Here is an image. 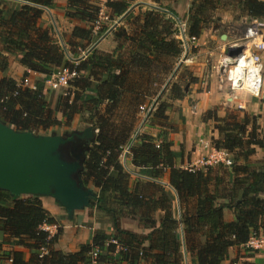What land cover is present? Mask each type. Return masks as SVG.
<instances>
[{"label":"trees","instance_id":"16d2710c","mask_svg":"<svg viewBox=\"0 0 264 264\" xmlns=\"http://www.w3.org/2000/svg\"><path fill=\"white\" fill-rule=\"evenodd\" d=\"M135 1L106 0L110 17L121 24L111 31L114 49L105 51L92 46L107 29L93 32L97 2L67 0L65 16L84 26L72 27L66 51L52 27L40 22L43 8L54 6L53 0H0L2 50L40 75L27 85L10 76L0 79V121L19 131L43 134L61 123L56 116L60 113L67 124L79 115L91 126L93 139L82 149L80 176L85 186L97 189L88 207L113 227L110 232L96 229L90 242L75 252H63L55 247L60 230L51 235L42 229L44 224L57 225L58 218L42 205L40 196H14L0 189V261L92 264L91 251L98 248L96 264H184L187 253L193 264H221L230 247L243 246L250 236L264 232V155L251 160L256 148L264 151V122L260 125L258 116L235 112L218 117L208 110L204 118L216 121L218 132L213 145L233 153L236 162L224 176L214 174L211 167L177 165L180 152L168 139L174 128L172 101H159L146 120L141 111L157 97L185 48L171 8L162 6V0H149L157 6L137 5L136 11H129ZM218 6L264 18V0H195L185 22L186 34L197 38ZM77 47L88 51L71 61L68 55L76 54ZM8 63V56L0 52L3 71ZM64 66L76 75L68 81L69 93L60 95L51 107L45 81ZM186 76L185 83L196 79ZM166 91L170 100L185 95L183 84L176 82ZM149 123L161 127L155 135L140 130ZM125 149L137 177L122 163ZM123 217L150 231L122 228ZM110 239L125 250L116 251Z\"/></svg>","mask_w":264,"mask_h":264},{"label":"crops","instance_id":"0c3cea01","mask_svg":"<svg viewBox=\"0 0 264 264\" xmlns=\"http://www.w3.org/2000/svg\"><path fill=\"white\" fill-rule=\"evenodd\" d=\"M93 1L95 3L97 2L100 6H103L106 0ZM193 1L195 0H165L164 6H168L176 13L177 20L186 22ZM53 4L54 6L44 9L40 22L44 26H52L55 33L54 36L59 39L60 43L64 46V49L69 51L71 46L67 45L65 41L68 40L72 27L74 25L84 26V24L78 20L69 19L65 16L67 0H53ZM137 5H143V9L149 7V5L153 6V4L145 0H137L131 4L129 11L136 9ZM252 20L253 18L241 15L238 12H231L227 6H225V8L224 6H218L213 12L212 21L205 25L201 34L197 37L195 47L192 49L190 44V47L187 50L185 49L181 55L180 61L182 60V57L185 58L182 63L189 70V73L191 72V78L196 79L192 82H186L187 90L184 89L185 95L181 99L174 100V102L172 101L173 105L177 107V110L175 112L171 111L170 113L174 128L170 129L168 139L173 142L171 148L180 152V156L177 159V165L181 167L191 165L197 168L202 167L199 164H196L199 157L202 154H205V149L201 147V143L205 140L207 141V144L213 145L211 142L213 137H209V141L204 137V114L215 105H219V101L224 95V93L219 90L218 85L215 86L214 81H209L207 78H215L214 74L217 72L219 61L225 54L227 47L232 46L235 43H240L246 25ZM262 20H264V18H262ZM117 22L118 24L120 23L119 20ZM238 26L241 27L240 33H237L236 31V27ZM222 35L225 36L222 38ZM82 43L84 42H80V44ZM96 46L99 49L111 51L115 47V42L111 39V34L108 33ZM76 49L81 52L80 47H77ZM0 50L2 54L8 56L9 60L6 70L3 71L0 67V79L3 76H10L18 83L24 80L32 81L39 79L40 75L38 73L26 70L18 63V59L15 55L7 54L2 50L1 42ZM72 58L75 57L72 55ZM261 93L263 94L260 97V101L255 98V101L253 102H245L244 107L248 105L249 111L260 114L262 125L264 122V83ZM226 100L231 101V97L227 96ZM231 102L237 103L234 98H232ZM220 108L219 111L221 112L222 107ZM223 115L224 113L220 116ZM180 117H182L183 120H180ZM260 152V157H262L264 151L260 149ZM121 160L128 171L134 177H137V168L133 166L131 162L130 153L126 152L125 155L123 154ZM217 165L218 166L212 165L207 167L215 168V171H218L219 167L225 168V165ZM229 170V167H227V171ZM40 200L42 205L53 216L58 218V224L50 225L48 232L52 235L60 230L55 247L63 252H75L81 244L90 242L93 232L96 229H105L107 232H110L113 228L112 223L107 219L102 221L99 220L96 216L95 210L89 207L75 211L70 218L65 210L61 208L53 198L40 196ZM227 212L231 216V212ZM120 223L122 228L137 233L147 234L150 231L147 228H143L134 219L128 217H123L120 220ZM9 247L10 245L8 244L4 245V248L8 249ZM14 248L24 250L22 247L15 246ZM0 264H10V262L7 259H3L0 261ZM117 264L126 263L119 262ZM140 264H150V262L143 261L140 262ZM184 264H193L190 253L185 254ZM221 264H264V251L249 250L244 246L230 247L227 256L223 259Z\"/></svg>","mask_w":264,"mask_h":264},{"label":"water","instance_id":"95a60500","mask_svg":"<svg viewBox=\"0 0 264 264\" xmlns=\"http://www.w3.org/2000/svg\"><path fill=\"white\" fill-rule=\"evenodd\" d=\"M243 49L242 44L232 45L225 54L234 57ZM184 59L182 57L181 62ZM74 136L78 141L92 138V127L86 126L70 135L35 134L16 130L0 121V189L14 196L51 197L70 218L75 211L88 207L97 191L83 184L80 176L83 150L76 154L69 145Z\"/></svg>","mask_w":264,"mask_h":264},{"label":"built area","instance_id":"2783aa9c","mask_svg":"<svg viewBox=\"0 0 264 264\" xmlns=\"http://www.w3.org/2000/svg\"><path fill=\"white\" fill-rule=\"evenodd\" d=\"M106 3V1H105ZM105 3L103 6L99 5V12L93 24V32L98 31L101 27L105 26L107 29L116 26L118 24L117 19H112L109 14V10L105 7ZM47 9V8H43ZM177 37L182 41V44L185 49L190 47H195V42L197 40L194 36H188L185 32V22H181L177 20ZM264 20L262 19H253L249 24L246 25L243 36L240 39V43H235L233 45L242 44L244 49L242 52L234 57H229L224 54L220 61L218 69L222 73L221 78L223 81H226V84L230 85L232 89H246V91L258 95L260 90L262 89V69H263V59H264ZM86 54V53H85ZM82 55L81 57L85 56ZM242 63L246 67V73L244 78H249L251 81L244 83L240 86L233 87V84L230 83V78L232 74L233 68ZM76 75V71L74 69H70L68 66H64L58 69L54 74H52L46 81L45 85L50 89H61L67 87L68 81ZM238 74H234L232 76H237ZM235 78H240L237 76ZM20 85H27L28 81L24 80L19 83ZM33 87V86H32ZM239 107H242L239 104ZM205 149V154H202L197 160L196 164H199L202 167L222 164L225 166L232 165V159L230 156V152L223 148H216L213 146H207ZM127 152V149L124 150L123 154ZM185 168H197L193 165L187 166ZM50 225L44 224L42 229L48 231ZM109 242L114 243L116 247V251L125 250V247L121 246L116 239H110ZM246 249L256 250V251H264V232L254 234L249 237L246 243L243 245ZM98 248H94L91 251V261L92 264L98 263L96 258L98 256Z\"/></svg>","mask_w":264,"mask_h":264},{"label":"rangeland","instance_id":"374dc122","mask_svg":"<svg viewBox=\"0 0 264 264\" xmlns=\"http://www.w3.org/2000/svg\"><path fill=\"white\" fill-rule=\"evenodd\" d=\"M145 1H147V2H150L151 4H153V6H157L156 5V3H153V2H151V1H149V0H145ZM164 2H165V0H162V2H161V5L162 6H164ZM149 6H152V5H149ZM224 8H225V6H224ZM227 8H229L228 6H227ZM230 9V8H229ZM137 9H135V11H136ZM44 11V10H43ZM238 12V11H237ZM49 20V19H48ZM49 22V21H48ZM50 24V23H49ZM119 24H121V22L119 23ZM51 25V24H50ZM52 27V26H51ZM115 27L114 26H112V27H110V28H108V29H106L105 30V32L100 36V38L101 39H103L104 38V36L106 35V34H108V33H110L111 34V39L113 40V34H112V30L114 29ZM52 29H53V27H52ZM240 30H241V27L240 26H238V27H236V31H237V33H240ZM53 31H54V29H53ZM99 38V39H100ZM98 39V40H99ZM97 40V41H98ZM96 41V42H97ZM95 42V43H96ZM99 42H100V40H99ZM98 42V43H99ZM94 43V44H95ZM98 43H96V45L98 44ZM96 45H92V46H96ZM81 49V52L79 51V50H77V52H76V54H73V53H70V55H68V57L70 58V60L71 61H76L77 59H79L80 58V56L81 55H84L85 53H86V51L87 50H82L83 48L81 47L80 48ZM87 49H90V48H87ZM76 51V50H75ZM80 53H81V55H80ZM74 56L75 58H72L71 56ZM77 55H80V56H77ZM76 59V60H75ZM180 59H181V57H180ZM180 59H179V61L177 62V64H176V67H177V70H175V68H174V70H175V73H174V75L172 76V74L169 76V78L167 79V81H166V83L161 87V89H160V91H159V93H158V95H157V97L156 98H153V99H151V100H148L147 101V104H146V106H144L145 107V109L144 110H142L141 112V114H142V116L144 117V119L146 120V114H147V112H150V111H152L155 107H156V105L159 103V101H165V102H171V101H173L174 102V100H170V99H168V96H169V93L166 91V87L170 84V83H172V82H176V83H178V84H180L181 86H182V84H183V90L185 89V87H186V83L184 82V80H186L187 79V76L186 75H188V79L189 80H191L192 78L190 77V74H191V72L189 73V70L186 68V66H184V64L180 61ZM181 62V63H180ZM263 62H264V59H263ZM178 64H180V65H178ZM174 70H173V72H174ZM215 76V78H207V79H209V81H214V83H215V86L216 85H218V87H219V90H221L222 91V93H224V95H223V97L220 99V101H219V105H215L214 107H212V109H210V112L211 113H215L216 114V116H218V117H223V116H225L227 113H230V112H236L237 114H240V116H242L243 114H249V115H251V116H258L257 117V121L259 122V124L261 125V122H262V119H261V115L260 114H258V113H253V112H251V111H249V107H248V105L246 106V107H244V103L245 102H247V101H255V98H256V100H258V101H260L261 99H260V97L262 96V94L263 93H261L262 92V89L260 90V92H259V94L258 95H254V94H252V93H250V92H248V91H246V89H239V88H237V89H232L231 87H230V85H228V84H226V81L224 82L223 81V78H221V75H222V73L220 72V70L219 69H217V72L214 74ZM186 76V78H184ZM170 80V81H169ZM31 80H28V82H30ZM32 81H36V80H32ZM31 81V82H32ZM263 83H264V63H263V69H262V85H263ZM214 86V87H215ZM46 87L48 88V92H49V95H48V101H49V103H50V106L51 107H54L55 106V103H56V101H57V99H58V97L60 96V95H65V94H67V93H69L68 92V85H67V87H63V88H61V89H50L48 86H47V84H46ZM227 96H229V97H231V101H232V98H234L235 99V101H237V103H235V102H231V101H228V100H226V97ZM158 100V101H157ZM238 100H239V102L241 103V105H242V107H239V102H238ZM239 103V104H238ZM247 104V103H246ZM252 105V104H251ZM220 107H222V110H221V112L219 111L221 108ZM172 110L171 111H176L177 110V107L176 106H174L173 105V103H172V108H171ZM224 113V115L223 116H220L221 114H223ZM214 114V115H215ZM205 115V117L207 118V116L209 115V113H207V115H206V113L204 114ZM56 116H57V118L59 119V120H61V123L60 124H58V125H56V126H53V127H51L50 129H48L45 133H43V134H51V133H55V134H61V135H70V133H72V132H74V131H76V132H78V131H81V130H83V128L84 127H86L87 125L83 122V121H80L79 120V115H75L74 116V119L70 122V123H66L67 121L64 119V118H62V116H61V114L60 113H57L56 114ZM142 120V122L143 121H145V120ZM205 119V118H204ZM141 122V123H142ZM204 123H205V125H204V137H206L205 139H207L208 140V138L209 137H213V139L214 138H218V132H217V130H216V128H215V124H216V121H214L213 119H205V121H204ZM161 127L158 125V124H147V125H145V126H143L142 127V125H141V128H140V130H142L143 132L145 131V132H148V133H151V134H153V135H155L156 134V132L158 131V129H160ZM169 131V130H168ZM170 132V131H169ZM93 139V136H92V138H89V139H86V140H81L82 142L80 143L81 145H78L77 146V148H76V151L77 150H79V149H81L82 150V148H85L86 147V145L88 144V143H90V141ZM210 140V139H209ZM208 140V141H209ZM207 141H205V140H203V142L201 143L202 144V146L201 147H203V148H206L207 146H213V147H216V146H214V145H211V144H207L206 143ZM211 142H212V140H211ZM87 143V144H86ZM213 144V143H212ZM216 148H221V147H216ZM224 149V148H223ZM228 151V150H227ZM230 156H231V159H232V164L234 163V162H236L235 161V155H233V153L231 154V152H230ZM261 156V152H260V149L259 148H256V153H255V155L254 156H252L251 157V160H254L255 158H261L260 157ZM72 158V157H71ZM187 166V165H186ZM215 166H218V165H215ZM225 168H218V172L221 174V175H223L224 176V173H225V171L227 170V167L228 166H224ZM229 167H231V166H229ZM200 168H203V167H200ZM212 171H213V173L215 174L216 172H215V168H212ZM225 178H227V177H225ZM88 187H90V188H92V189H94V190H97L95 187H93L91 184H88ZM55 201V200H54ZM56 202V201H55ZM57 203V202H56ZM58 204V203H57ZM59 205V204H58ZM60 206V205H59ZM61 208H63V207H61ZM64 209V208H63ZM53 235V234H52Z\"/></svg>","mask_w":264,"mask_h":264},{"label":"bare ground","instance_id":"6f19581e","mask_svg":"<svg viewBox=\"0 0 264 264\" xmlns=\"http://www.w3.org/2000/svg\"><path fill=\"white\" fill-rule=\"evenodd\" d=\"M245 73H246V67L245 65H243L242 63H239L238 66H236L235 68H233L232 70V74H231V83L233 84V87H237L240 86L244 83V81L250 82L251 81L249 78H244L245 77ZM234 74H238L237 76H240V78H235L237 76H232Z\"/></svg>","mask_w":264,"mask_h":264},{"label":"flooded vegetation","instance_id":"af4514ba","mask_svg":"<svg viewBox=\"0 0 264 264\" xmlns=\"http://www.w3.org/2000/svg\"><path fill=\"white\" fill-rule=\"evenodd\" d=\"M79 142V143H78ZM82 141H78L77 139H76V137L74 136V140H73V142H71V143H69V145H70V148H72V146H73V148H74V152L76 153V154H79L80 153V151H81V149H79V150H77L76 151V148H77V146L78 145H81L80 143H81ZM70 153V152H69ZM70 156L75 160V159H77V158H75L72 154H70Z\"/></svg>","mask_w":264,"mask_h":264}]
</instances>
